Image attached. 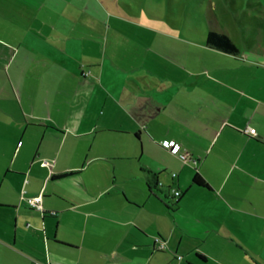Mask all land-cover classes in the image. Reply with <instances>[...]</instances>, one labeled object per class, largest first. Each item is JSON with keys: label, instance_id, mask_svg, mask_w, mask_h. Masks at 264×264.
Segmentation results:
<instances>
[{"label": "crops", "instance_id": "0c3cea01", "mask_svg": "<svg viewBox=\"0 0 264 264\" xmlns=\"http://www.w3.org/2000/svg\"><path fill=\"white\" fill-rule=\"evenodd\" d=\"M39 1L0 0V264H264V73L242 68L264 54L219 63L208 31L105 25L102 8L91 26ZM156 40L208 55L151 57ZM123 41L150 47L125 60Z\"/></svg>", "mask_w": 264, "mask_h": 264}, {"label": "rangeland", "instance_id": "374dc122", "mask_svg": "<svg viewBox=\"0 0 264 264\" xmlns=\"http://www.w3.org/2000/svg\"><path fill=\"white\" fill-rule=\"evenodd\" d=\"M38 3L40 12L50 10L58 12L64 9L68 13H72L73 16L75 14L80 15L83 23L86 19L89 20L88 23L91 26L102 24L103 18L101 16L95 18L92 15L93 10L100 11L102 8L105 9L106 13L104 17L105 25L112 26L115 20L114 16H116L129 21L148 23V25L157 29L167 27L171 32L179 33L180 38L183 40L185 39L183 36L193 37V35H196V37H203L210 28H214L226 32L241 49V52L246 51L255 42H259L264 46V0H40ZM97 3L100 5H97ZM75 24V21H73L74 26H76ZM111 31L107 34L108 46L105 56L103 50H101L96 57L98 60H102L104 57L106 62L105 72H112L108 66V64H111L112 58L110 46L113 41V33ZM27 32L25 29V39H33ZM186 32H190V34L187 36ZM125 42L123 41V46L127 47V51L122 54V58L125 60H128L130 56L138 57L141 55L140 53L147 54V49L150 47L146 46L147 49L143 51L137 46L136 51L131 54L129 43L126 44ZM185 44L186 49H184ZM185 44L178 45L170 42L169 45L164 46L162 41L156 40L153 48L148 51V55L155 58L168 57L171 59H182L183 56H186V58L188 56L204 58L208 55L206 52H204V55L202 53L193 54L192 49H188L189 44ZM92 52L93 49L91 48L89 52L91 56ZM210 52L216 55L213 51ZM217 58L219 63H226L228 62L227 59H234L236 56L217 51ZM242 68H250L252 75L264 73V65H247V67ZM236 69H238V65H235V72ZM255 84H258L256 88L259 91V97L257 96L256 101L264 103V97L260 96L262 90H264L262 81H256ZM244 85L241 90L250 92L252 82L250 85L248 83H244Z\"/></svg>", "mask_w": 264, "mask_h": 264}, {"label": "trees", "instance_id": "16d2710c", "mask_svg": "<svg viewBox=\"0 0 264 264\" xmlns=\"http://www.w3.org/2000/svg\"><path fill=\"white\" fill-rule=\"evenodd\" d=\"M206 43L220 51L225 53L238 55L241 51L239 47L233 42V40L223 31L210 28L206 35ZM250 52L264 54V47L259 43L255 42L250 45L248 48ZM193 184L199 186H207V183L204 179L196 174L193 178Z\"/></svg>", "mask_w": 264, "mask_h": 264}, {"label": "built area", "instance_id": "2783aa9c", "mask_svg": "<svg viewBox=\"0 0 264 264\" xmlns=\"http://www.w3.org/2000/svg\"><path fill=\"white\" fill-rule=\"evenodd\" d=\"M245 131L248 132L249 134H252V135L256 134L255 128H252V127L246 128ZM161 144L165 147L171 148L172 152L178 153L179 156L183 160L187 159L188 153L187 152H180V148H181L180 144L173 143V141H163ZM173 175H175V173H173ZM173 194L175 196H177L180 194V191L177 189H173ZM24 200L32 207L41 208V205H40L41 196L40 195L39 196H32V197H25ZM154 243H155V247L158 249H163L165 247L163 240H160L157 237L155 238ZM177 258L181 259L182 256L178 255ZM35 264H38V263L36 262Z\"/></svg>", "mask_w": 264, "mask_h": 264}]
</instances>
